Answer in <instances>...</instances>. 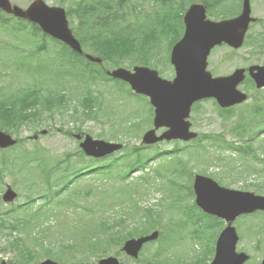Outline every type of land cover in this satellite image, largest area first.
I'll list each match as a JSON object with an SVG mask.
<instances>
[{
	"label": "rangeland",
	"instance_id": "1",
	"mask_svg": "<svg viewBox=\"0 0 264 264\" xmlns=\"http://www.w3.org/2000/svg\"><path fill=\"white\" fill-rule=\"evenodd\" d=\"M12 4L17 5L21 8H25L32 0H10ZM50 6H60L59 0H44ZM75 1V0H73ZM241 0H225V5H237ZM69 3V1L67 2ZM251 9H252V16L258 18L260 20V24L251 25L248 31L249 40L255 34H259L264 38V0H250ZM67 4L64 6L66 7ZM63 7V6H61ZM64 8V7H63ZM240 10V5L238 12ZM257 11V13L255 12ZM174 13H180L178 10ZM229 14V11H227ZM15 20V18L10 17L9 21ZM176 19H174V23ZM71 23L74 25L77 23L75 17H72ZM178 24V22H177ZM71 25V26H72ZM263 40V39H262ZM264 41V40H263ZM242 56L247 57L248 60L254 61L257 59V54L260 53L255 52L253 48H249L246 46L244 50L241 52ZM224 54L229 56L231 62L229 63V67H235V52H231L226 48H222L221 50H216L210 60L209 68L214 73H220L226 69L227 65L224 63L223 67L218 64V59ZM19 60L27 63L29 65L36 64L39 60H43L47 66L59 61V58H56L52 55L42 53V54H29L28 51L21 53L19 56ZM106 69L111 70L112 67L110 64L105 65ZM159 70L165 76L170 74V68L162 64L159 66ZM53 77L50 75L48 77L41 76L39 74H35L33 76H27L15 68L14 62V55L8 54L4 51L0 50V97L4 96L5 94H12L15 95L16 92L20 90L31 87V89H39L38 86L34 85L35 83L39 82L40 80L44 79L43 81L46 82L47 85L51 86V90L54 91L56 86V80L52 81ZM76 85V86H75ZM116 87L113 82L110 83ZM86 83L79 87V84H73L72 87L66 88V93L70 96L72 102V106H78L76 99H82L84 90H85ZM106 90L112 96L116 95L114 88L109 87L106 82H103L101 79L98 80V85L93 87L94 94L101 96L104 101V108L112 110V115L115 116L114 112H119L120 114H125L128 111L127 107L121 102L118 101L115 97L107 93H103V96L100 94V91ZM127 90V88L125 87ZM255 90V89H254ZM251 92V99L243 104L240 108H234L230 112L221 113L218 111L217 106L214 103L209 101L201 102L197 107L192 110L191 116L189 120H191L192 128L195 132L200 135L199 142H188V143H174L172 142H161L158 143L157 146H151L150 150L155 152L158 150H166L170 151L171 154L168 155L166 160L174 161L175 160V149L176 146L181 151H188L189 153L201 152V145L205 148L208 152L207 155L212 156L215 155L216 157L221 156L219 162L215 158L210 159L207 165L201 166L197 164H190L189 167L191 170L194 171L195 175L206 176L208 174L211 175V178L215 182H219L225 188L231 189H249L250 192L253 191L252 187H247L246 183H254L263 186L264 188V168H261L258 173L253 172L250 176H246L245 174H238L236 172L233 173L234 170L240 171V168L244 165L249 168V165H257L254 163L255 159H252L251 156L245 155L244 152H240L238 148H242L245 150V143L247 140H250V135H245L242 138H238L232 134V126L237 122L247 119L250 123L253 122L251 116H262L264 119V111L259 113L255 110H251L252 107L255 105H260L263 103L262 99L255 98L260 96V93H257L254 96ZM264 96V90H261ZM42 94V90H40ZM45 93V91H43ZM39 109V106L37 107ZM69 110V109H67ZM71 113L68 111L67 113L63 112L62 114H56L54 117L48 116L44 117L42 121L38 125L33 124H26L17 131V134H13L14 137H20L25 140L19 147V149H12L8 150L7 152L0 154V167L7 166L4 171V175L2 173V182H0V214L9 210L10 208L17 209L18 206L26 204V188L24 185L25 183L30 187H35V191L38 195L41 196L39 201H37L34 205L35 208H43L44 211L52 210L54 212V219L45 227L51 226L52 229H34L33 235L31 238H25V234L19 232L14 234V239L23 240L19 243V247L22 248L21 251H16V249H12L9 247V240L10 237L8 236V231L6 230L7 222L11 221V218L8 216H1L0 215V222L3 224L0 226V262L4 261L7 264L9 262H27L23 260L21 254L25 253V249L23 245L31 246L37 250L39 256L30 264H36L39 261L45 260L48 257L44 255V248L51 247L50 244L53 242H58V244L52 245L51 249L54 253L59 252L60 246L65 242L70 241L72 239L70 237L71 234H75L78 231V227L75 226V222H81L82 217L89 218L83 220V225H89L94 227V225L98 222L100 216L103 215H111L117 213L120 209H108L107 211L101 212V215H97L96 212L92 213L94 203L98 200L102 201L100 193H98L97 198L96 194H94L95 190L98 188L96 185V179H93V186H87L86 189H89L93 196L88 197L85 199V188L84 183H89V175L79 177L76 179L74 183L70 185L68 188V192L70 196H72L73 205L71 207H63L62 205H58L55 208V203L57 202V198L55 194L57 193V189L60 186H64L66 183L70 182L73 178L74 171L79 170L82 163H88L85 159L81 158L78 154L68 155L78 152L79 150V142L75 140L73 135L81 134V135H90L94 139H102L104 141L113 142L116 141L114 139H109L108 135L112 130V125L110 121L101 120L100 123L96 121L93 122L92 120H88L80 122L78 120H72L70 117ZM224 119H227L226 121ZM258 125V122H256ZM77 128L79 131H77ZM150 128V124L142 129V131L137 135L125 134L122 136V144L125 142L130 145L141 142V137L145 130ZM104 130V138H98V134ZM37 132V134H35ZM46 132L45 134H40ZM67 132H71L73 137L67 135ZM38 135V139L33 141V136ZM222 136V138L228 143L226 149H219L216 146H212L210 140L215 138L214 136ZM208 136V137H207ZM201 142V143H200ZM120 143V142H118ZM235 143V144H234ZM251 147L255 151L256 158L261 157L264 158V140L262 141L261 138H255L254 140L250 141ZM233 146V147H230ZM235 147V148H234ZM173 150V151H172ZM67 156V164H63L56 169H51L48 167L55 166L57 160L64 161V158ZM182 159H186L187 156H183L182 154L179 155ZM75 157V158H74ZM30 158H38V160L31 164ZM42 159V160H41ZM114 159V158H112ZM164 156L160 157L159 161L162 163H166V160H163ZM45 160V161H44ZM17 161L18 166L15 164ZM109 159L107 162H110ZM26 162V165L23 163ZM134 157L130 158H120L114 162L110 168V175L114 178L111 182L105 183L102 185L103 189L106 191L104 193V201L107 203H111L113 201L121 200L123 197H132L133 192L131 187H137L139 195L134 197L135 201L138 203L140 208H150L153 209L155 212L162 214L161 221L164 223L169 222L170 219H183V213L177 212L176 205H169L173 200L181 199V206L185 208L186 206L194 203V196L189 195V191L187 189H178V192L181 196L176 195L177 188L172 186L171 184L168 186L167 182L159 176L158 171L160 170V166L156 163L153 165V169L156 170L154 173L153 171L148 172V177H144L143 179H137L135 182H131L130 178L128 180L125 179V175L122 171V167L132 168L134 166ZM245 162V164H244ZM101 164V162H100ZM53 165V166H52ZM135 165L134 167H137ZM171 167L177 166L176 162L170 163ZM13 167L15 169H13ZM4 169V167H3ZM247 169V168H246ZM50 170V171H48ZM248 171V169H247ZM106 171H102L99 169L95 173L100 177L103 178ZM108 172V171H107ZM48 173L50 175L48 176ZM202 173H206V175H202ZM23 174V175H22ZM261 174V175H259ZM141 175V173L139 174ZM137 175V176H139ZM95 176V175H91ZM175 177L178 179V182H183L185 185H189V180L186 177V173H182L180 171H176ZM245 177V179H243ZM146 179H148L147 182ZM243 179V180H238ZM111 180V178L109 179ZM103 182L100 181V185ZM51 184V187H50ZM132 184V185H131ZM6 185L10 187L14 192L17 193L16 199L12 203H4L1 201V195L3 194ZM168 186V187H167ZM82 187V188H81ZM96 188V189H95ZM98 190V189H97ZM101 190V189H100ZM117 190H122L119 192ZM79 193H76L78 192ZM264 192V191H262ZM84 198H80V197ZM38 198H36L37 200ZM66 200L64 199V202ZM31 205L23 206L22 209L29 208L30 210L34 211L30 208ZM189 209L187 208V211ZM16 213L20 214V210ZM190 213L192 216L198 218L200 213L198 210L190 206ZM77 214H80L77 216ZM187 217L186 215H184ZM262 218V216L258 217ZM77 224V223H76ZM250 225H257L256 221L250 220ZM42 226V224H41ZM40 226V227H41ZM243 226L242 222L237 224V227L241 231ZM55 227V228H54ZM130 225L128 226L129 229ZM171 231L169 233L170 239L178 240L179 242V251L183 256H185V260L187 263H190V257L193 255H200L201 256H211L215 250L214 243H216V236L217 232L220 227H217L215 220L207 219V222L204 227L199 228L196 230L195 233H192L188 238L187 236L183 240L182 237H179L182 229H175L174 223L170 224ZM193 226L190 224L188 227H184V230L191 231ZM217 227V228H216ZM10 230V229H9ZM59 230V231H58ZM20 231V230H18ZM154 231V230H153ZM159 232V230H157ZM152 232V231H151ZM49 235V241H39L35 242L34 237H38V235ZM90 236L89 232H78L75 235L76 239H82V245H85V240ZM70 238V239H68ZM260 240V250L254 251V243L255 240ZM9 240V241H8ZM164 241L161 240L158 242L156 240L153 243L145 245L142 249L141 259L146 257L149 253L155 250L157 244H162ZM250 246H247L243 242H241L240 247L246 249L247 252L253 254V260L249 264H257L259 259L264 256V236L261 233L256 235H252L250 239ZM121 247L119 248L110 246L108 256L115 257L119 260L121 264H134L133 260L128 258L122 251ZM176 247L173 249L172 257L176 258L180 254ZM188 254V255H185ZM34 259L30 256L29 260ZM50 259L57 260L55 255H52ZM58 259L63 264H96L100 258H94L92 256L86 257L85 260L81 258H75L72 255H69L66 252L63 255H60ZM58 261V260H57Z\"/></svg>",
	"mask_w": 264,
	"mask_h": 264
},
{
	"label": "trees",
	"instance_id": "2",
	"mask_svg": "<svg viewBox=\"0 0 264 264\" xmlns=\"http://www.w3.org/2000/svg\"><path fill=\"white\" fill-rule=\"evenodd\" d=\"M83 1H85L84 5L87 6H81L80 26L85 28L87 32L82 28H76V34L73 30L81 44L89 46L90 52L96 56H104L108 59H114L117 64L129 62L132 66H134V64L147 66L152 65L153 63L151 62L150 56L151 47H156L158 52L164 51V55L167 54L168 56L172 45L181 37L182 34V29L178 30L177 24V21L181 20V14L177 16V13H174L175 11L178 10L181 13L185 11L188 4L193 1H199L203 3L208 12L211 13L212 11H219L223 3V0H154L162 9L161 15L157 19H154L148 17L147 15L150 13L143 12V7L134 3L133 0ZM72 5H74L75 8H73ZM79 6L80 1L71 4L66 11L67 15L74 12ZM126 17L134 19V26L136 27L125 23L127 19ZM7 18H9V16L0 11V48L8 54L24 51H28L29 54H34L38 40L45 41L50 39L48 36L42 34L39 28L35 25L28 24L25 21L18 19H15L16 22H13L9 21ZM174 19H176V23H174ZM136 20L141 21L142 24H138ZM113 25V32L101 33L97 37L93 38L89 34L91 27L94 33H98L103 28H110ZM27 29L29 30L26 31ZM34 36L37 39L29 40V37ZM5 37H17L21 39V44H18V42L14 40H6ZM64 48L68 50L66 47ZM70 55L72 58H75L76 56L72 54ZM167 56L164 57L167 58ZM127 59H129V61H126ZM54 68L57 74H54ZM54 68L48 67L47 71L50 74L42 75H52L57 81H65L69 78L66 75H70V82L74 80L77 81V79L80 82L85 80L89 83L92 82V84L87 87L88 95H86V97L88 99L84 98L81 101L82 107L86 109L87 103L91 100L92 86L96 80L95 65L86 61H83L82 65H80V63L74 65L72 63L66 64L61 62ZM41 70L42 69H40V71ZM41 90L42 94L39 93L38 95L34 93L36 90L32 92L19 91L16 95L8 94L4 97V99H0V129L6 130L7 132L18 131L26 124H34L38 122L45 113L53 115L56 111H58V107L64 105L66 97L62 93L58 92L59 88H57L54 92L47 88L44 89L43 87ZM43 91H45V93H43ZM36 104H39V109H37L38 106H36ZM115 114L116 117L122 116L119 112ZM134 114L139 115V112L135 111ZM94 118H96V115H94ZM75 120H79V118L76 116ZM246 121L248 120L244 119L239 121V125L243 132ZM128 125L135 124L129 123ZM128 125H121L120 127ZM113 131H116V129L114 128ZM233 133L241 136L240 131L234 130ZM146 148L147 147L145 146H135V148L130 151H126L123 155H121L124 158L134 157V166L137 164L143 165L152 157L149 153L142 152V150ZM245 148H247V151L250 153V147ZM78 154L83 156V153L80 150L78 151ZM116 161V158L111 159L110 162H107L106 167H104L102 171H106L105 173L109 174L112 164ZM134 166L132 168H121L126 177L130 174L131 169H133ZM86 170L87 168L84 169L85 172ZM176 171H184V168H172L171 171H169V175L176 174ZM1 174L2 172L0 170V175ZM158 174L161 175L160 170ZM171 184L176 185L173 181H171ZM179 203H181V199L173 200L169 205L177 206ZM104 208H109V205L104 204ZM158 218L159 215L154 212V210L150 208H140L138 203L135 201L134 196H132L127 203L121 206L120 213L113 217L106 218L103 221V240H101L98 235L96 237L91 236L87 238L85 245L82 246V239L75 238L76 233H78L77 231L70 241L64 242V244L60 246L59 252L54 253L52 251V245L56 244L53 242L50 244L51 247L44 248V255H55L58 258L64 251V253L68 252L75 258L87 257L89 255H105L108 253L111 244L115 246L121 244L122 240L117 239L118 235L128 232V235L132 237L134 235H138L139 233H147L156 226ZM35 219L38 221V216L36 214L31 215L26 219H16L14 227H25V234L26 236H29L31 235L33 228L29 229L28 226L32 225ZM205 219L206 216L202 215L197 224L201 226L205 222ZM125 225H130L132 229L124 230V232L116 231L117 226L123 229ZM48 232L50 234L49 230ZM49 237V235L45 234L41 238L33 239L35 242L45 240L49 241ZM19 243L21 242L17 241L13 243L11 248L13 250L16 249V251H21L22 248L19 249ZM23 247L25 249V253L21 254V257L23 260L27 261L24 264H30L33 260H29L30 256L34 258L37 252L33 247L26 245H23ZM161 256V251L159 254L154 253L151 255V259H146L144 263L161 264ZM205 260L206 259H197L193 264H206ZM16 264L23 263L16 262Z\"/></svg>",
	"mask_w": 264,
	"mask_h": 264
},
{
	"label": "water",
	"instance_id": "3",
	"mask_svg": "<svg viewBox=\"0 0 264 264\" xmlns=\"http://www.w3.org/2000/svg\"><path fill=\"white\" fill-rule=\"evenodd\" d=\"M0 9L8 14L27 19L41 28V30L62 41L74 51L80 53L78 42L68 29L65 12L61 8H50L42 0H34L27 9L23 10L12 6L8 0H0ZM248 0H244L242 13L233 19L217 23L206 19V10L201 4H192L185 12L184 34L171 51L170 61L175 69V78L172 83H167L158 77L156 71L147 68H134L133 73L120 70L118 77L130 84L132 90L150 98L155 107L154 126L171 127L167 138L180 137L185 134L187 124L182 119L186 117L188 107L192 102L214 97L221 107L239 104L246 99L237 91L236 86L241 81L238 73L228 77L212 78L205 71L206 57L210 49L221 43L234 48L240 45L248 25L253 21L249 17ZM89 60L99 63L100 60L88 57ZM257 87L264 84L257 76H253ZM164 137L156 138L155 131L147 132L143 143L153 144ZM77 139L79 137L77 136ZM15 141L7 134L0 132V148L13 145ZM80 148L87 156H102L112 153L120 148L118 145L102 141H94L85 136ZM196 205L206 214L216 216L227 222L241 214L252 213L256 210L264 211V197L254 194H239L218 187L210 180L197 176L194 182ZM15 195L8 190L3 196L5 202L12 201ZM157 232L152 235L130 240L125 243L123 250L132 257H137L138 252L145 242L156 239ZM237 237L235 231L228 227L224 229L216 243L215 257L211 264H241L244 258H238L233 253ZM40 264H56L47 260ZM98 264H119L116 259L108 258Z\"/></svg>",
	"mask_w": 264,
	"mask_h": 264
},
{
	"label": "flooded vegetation",
	"instance_id": "4",
	"mask_svg": "<svg viewBox=\"0 0 264 264\" xmlns=\"http://www.w3.org/2000/svg\"><path fill=\"white\" fill-rule=\"evenodd\" d=\"M245 67V68H248V67H250V65H247L246 63H239V67ZM236 68H234L233 70H235ZM232 70V71H233ZM228 74H230V72H228V71H222V72H220L219 73V75H228ZM246 78H249V76H247ZM246 88V85H243L242 86V89H245Z\"/></svg>",
	"mask_w": 264,
	"mask_h": 264
},
{
	"label": "bare ground",
	"instance_id": "5",
	"mask_svg": "<svg viewBox=\"0 0 264 264\" xmlns=\"http://www.w3.org/2000/svg\"><path fill=\"white\" fill-rule=\"evenodd\" d=\"M230 147H233V146H230ZM235 148V147H234Z\"/></svg>",
	"mask_w": 264,
	"mask_h": 264
}]
</instances>
